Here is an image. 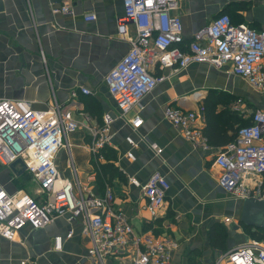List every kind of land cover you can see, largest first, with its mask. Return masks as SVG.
<instances>
[{
	"label": "crops",
	"instance_id": "1",
	"mask_svg": "<svg viewBox=\"0 0 264 264\" xmlns=\"http://www.w3.org/2000/svg\"><path fill=\"white\" fill-rule=\"evenodd\" d=\"M4 4L0 11V99H25L34 109H46L57 101L73 112L80 125L68 140L83 185L97 194L111 188L116 206L124 209L137 231L175 238L179 247L172 251L173 264L196 260L212 264L230 248L252 238L239 220L242 200L219 183L221 170L214 155L235 135L240 117L249 118L242 110L264 107V94L229 72L228 65L192 63L181 69H161L156 64L153 73L164 79L139 106L120 117L104 78L128 52L129 37L135 34L133 24L127 34L118 32L123 0H79L69 14H54L49 0H4ZM89 12H95L97 18L86 20ZM176 12L182 18L186 41L220 12L264 30V0H179ZM81 87L91 92L85 94ZM212 99L222 115L210 114ZM169 106L197 112L196 127L207 139L208 148L194 143L182 127L172 123L166 114ZM107 113L113 121L110 144L105 147L115 154L110 179L101 168L106 162L105 147L97 161L89 150L92 128L102 126ZM136 115L143 119L138 128L130 121ZM128 135L134 139L133 145L127 141ZM155 145L162 151L157 152ZM129 151L133 157L128 156ZM57 164L62 176L70 178L67 150L59 152ZM155 170L166 176L170 187L160 215L152 219L144 207L141 186L132 184L130 178L143 184ZM25 174L16 176L8 166L0 165V184L10 193L24 190L19 181ZM82 224V215L74 220L61 216L44 228L26 226L14 240L0 235V264H21L26 258L37 264H88L89 240L81 234ZM218 224L224 232L223 249L210 238ZM71 228L74 234L65 240L64 249L54 250V236L66 235Z\"/></svg>",
	"mask_w": 264,
	"mask_h": 264
},
{
	"label": "built area",
	"instance_id": "2",
	"mask_svg": "<svg viewBox=\"0 0 264 264\" xmlns=\"http://www.w3.org/2000/svg\"><path fill=\"white\" fill-rule=\"evenodd\" d=\"M123 5L124 12L117 18L118 32L127 34L133 24L135 34L129 37L128 52L104 78L120 117L139 106L144 96L164 79L163 75L153 73L156 64L161 69H181L192 63L228 65L229 72L264 94V30L235 23L227 12H221L186 41L182 18L176 12L179 0H123ZM51 11L72 13L73 2L51 4ZM96 18L95 12L85 15L89 21ZM80 90L85 94L91 92L87 87ZM166 114L174 125L183 128L187 138L203 148L209 147L196 127V111L169 106ZM248 117L251 123L240 126L235 139L214 155V163L221 170L220 185L240 200L264 198V107L250 112ZM103 119L102 126L92 128L89 150L95 161L101 158L99 153L111 139L113 117L107 113ZM130 121L138 128L143 119L136 115ZM79 125L73 112L57 101L46 109H34L25 99H0V165L8 166L21 157L27 173L37 182L39 195L38 198L24 190L10 193L0 184V235L14 240L26 226L39 229L61 216L74 220L82 215L81 234L89 240L90 264H173L172 251L179 247L175 238H157L137 231L124 209L116 206L111 188L97 194L80 182L68 140ZM126 139L132 145L135 143L129 135ZM154 148L162 151L157 145ZM61 150L68 151L74 178L60 173L57 157ZM128 156L133 157V153L129 151ZM130 181L141 186L146 197L144 207L152 219L157 218L170 187L166 176L155 170L143 184L135 177ZM73 234L71 228L66 235H55L53 249L62 251L65 240ZM21 264L37 262L26 258ZM191 264L206 263L196 260ZM212 264H264V239L251 238L237 244Z\"/></svg>",
	"mask_w": 264,
	"mask_h": 264
},
{
	"label": "water",
	"instance_id": "3",
	"mask_svg": "<svg viewBox=\"0 0 264 264\" xmlns=\"http://www.w3.org/2000/svg\"><path fill=\"white\" fill-rule=\"evenodd\" d=\"M52 4L63 1H72L76 4L79 0H49ZM5 7L4 0H0V11ZM8 168L16 175L21 176L27 172L25 161L19 157L8 165ZM239 220L241 223L254 228H264V198H245L241 201Z\"/></svg>",
	"mask_w": 264,
	"mask_h": 264
},
{
	"label": "trees",
	"instance_id": "4",
	"mask_svg": "<svg viewBox=\"0 0 264 264\" xmlns=\"http://www.w3.org/2000/svg\"><path fill=\"white\" fill-rule=\"evenodd\" d=\"M231 18H232V16H231ZM232 20L234 21L233 18H232ZM234 22L239 23L236 21H234ZM214 100L212 99V102H210L212 105L210 103L208 104L209 105L208 109H209L210 114L216 115V116L222 115L223 111H220V113L216 112V106H215L216 103H214ZM249 123H251L250 117L246 118V119H243L242 117H240V125L236 129L235 135L233 137H229V139L227 141L230 142L233 139H235L238 128L240 126L247 125ZM204 133L209 139H211L210 138L211 133L209 132V130H206ZM103 152L105 154L106 162L101 164V168L103 169L104 177L110 179L112 177V175L114 174V170H115V164L113 162V160L115 158V154H114L113 150H110V147H105L103 149ZM241 225L245 228V230H247L249 232V234L251 235L252 238L264 239V228H255V230H252L254 227L244 225L243 223H241ZM223 234H224V232L222 230V227L219 226V224H218V226L215 225L213 227V229L211 230V233H210V238H211L212 244H214V246H216V244H219L222 249L224 248Z\"/></svg>",
	"mask_w": 264,
	"mask_h": 264
},
{
	"label": "rangeland",
	"instance_id": "5",
	"mask_svg": "<svg viewBox=\"0 0 264 264\" xmlns=\"http://www.w3.org/2000/svg\"><path fill=\"white\" fill-rule=\"evenodd\" d=\"M255 109H257V108H253V109H250V110L246 108V110H245L246 112L245 113H249L250 114V112L254 111ZM246 118L247 117L244 116L243 119H246ZM70 178H74L72 170H71ZM19 185L24 189V191H27V192L31 193L32 195H34L36 197H39L38 193H37L38 192L37 191L38 190L37 182L33 178V176H31L30 174H25L23 176V178L21 179V181H19ZM88 262H89V260H88ZM88 264H90V263H88Z\"/></svg>",
	"mask_w": 264,
	"mask_h": 264
},
{
	"label": "flooded vegetation",
	"instance_id": "6",
	"mask_svg": "<svg viewBox=\"0 0 264 264\" xmlns=\"http://www.w3.org/2000/svg\"><path fill=\"white\" fill-rule=\"evenodd\" d=\"M221 13V12H220ZM219 14V13H218Z\"/></svg>",
	"mask_w": 264,
	"mask_h": 264
}]
</instances>
